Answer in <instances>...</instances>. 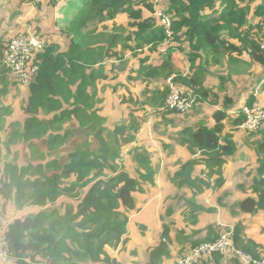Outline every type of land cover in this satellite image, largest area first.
I'll return each instance as SVG.
<instances>
[{
    "label": "trees",
    "instance_id": "1",
    "mask_svg": "<svg viewBox=\"0 0 264 264\" xmlns=\"http://www.w3.org/2000/svg\"><path fill=\"white\" fill-rule=\"evenodd\" d=\"M47 1L53 6L61 0ZM63 1L60 31L68 40L67 48L62 50L57 43L46 41L43 51L38 53L41 68L30 86L24 128L18 133L30 155H24L22 164L17 160L5 162L0 173L3 210L9 201L18 208H39L38 212L8 224V256L16 264H113L107 248L118 250L121 245L119 249L123 250L129 214L136 209L133 193L140 190L139 180L118 164L122 148L135 141L141 128L142 121L135 114L137 107L151 103L165 108L169 86L164 82L173 74L174 81L188 86L201 104L207 100L217 102L218 93L205 85L209 67L220 64L234 52L247 53L264 68L261 39L249 33L254 28L262 30L259 23L252 25L250 14L264 22V0L254 7L251 4L257 0H165L173 31L167 44V33L153 16L154 0ZM36 3L40 6L42 1ZM119 15H126L129 20L126 35L116 30ZM108 22H113V31L101 28ZM7 43L0 37V51ZM120 43L134 56L146 48L158 51L165 44L159 63L144 57L137 70L141 79L162 82L151 95L146 90L147 98L143 101L131 95L124 98V103L135 107L125 121L107 131L100 118L96 121L88 115L84 105L87 101L74 87L85 79L89 69L117 56ZM175 50L184 53L190 63L188 73L174 68ZM15 85L10 70L0 64V101L8 97ZM66 105L70 108H64ZM231 108L227 99L222 108L213 112L214 126L201 124L180 132L192 155L200 157L190 159L176 172L173 181L177 186L188 185L200 194L206 188L217 189L224 184V165L238 148L233 132L245 119L241 111L231 117ZM50 113L54 116L45 118ZM73 118L79 120V128L73 129L75 126L69 124L64 135L58 133ZM254 133L258 135V159L248 185L251 194L238 204L241 212L252 216L264 212V128ZM135 158L149 171L140 177L150 178L153 168L148 153H137ZM200 162L207 167V180L193 177L194 166ZM62 197L69 201L58 203ZM216 228L210 227L214 237L207 241L219 237ZM235 239L239 247L258 257L252 252V242L240 245L236 233ZM193 243H188L181 255ZM170 256V248L163 241L154 247L148 264H163Z\"/></svg>",
    "mask_w": 264,
    "mask_h": 264
},
{
    "label": "crops",
    "instance_id": "2",
    "mask_svg": "<svg viewBox=\"0 0 264 264\" xmlns=\"http://www.w3.org/2000/svg\"><path fill=\"white\" fill-rule=\"evenodd\" d=\"M15 1L17 0H14L13 2ZM19 1L21 2V7L18 9L14 7L7 17L3 9L2 19L0 20V37H3L7 42L16 35H30L40 31V25L37 22L32 23L31 20L33 18L32 12L34 9L35 12H37V8H41L42 4L38 6L37 3L30 2V0ZM258 1L259 0L253 3L252 7H254ZM9 2L6 4L9 5ZM63 4L64 1L61 0L57 5L50 6V9L55 11V22L59 25V31L61 19L64 20V14L60 11V6ZM164 4L163 6L157 4L155 5V8H165ZM46 5L47 7L49 6V4ZM122 16L125 17L128 27L129 20L126 15H119L115 21L116 25L119 22V18ZM153 16L160 24V19L155 16L154 13ZM250 18L254 25L259 21V19L252 17V13L250 14ZM20 19H22L21 22L19 21ZM6 21L9 26H5ZM101 28H107L109 31H113V22L105 23ZM62 34L65 36L64 33ZM253 36L255 37V35ZM65 39L66 42L64 45H62L60 41H55L53 43H57L60 45L61 49L64 50L68 45L66 36ZM231 41L239 44L237 39H232ZM120 45L122 46L120 43L116 48L118 51L117 56L106 59L102 64L97 65L94 69L88 70L87 76L85 77L86 80H84V84L86 89H88V92L83 94V97L90 99L96 94L106 98V101H108L106 90L102 88L100 82L109 83V79H112L113 82H115L113 86L115 91L117 90V85H119V89L121 87L127 88L129 92L125 95L129 97V93L131 92V97L140 101L144 99H140L138 96L133 95L135 90L133 83H136L139 80L146 84L143 91H141L142 95L145 94L146 90H149V95H151L153 89L160 85L162 81H157L156 79H141L137 77V70L139 69L140 59L144 57H149L150 62L155 64L159 63L160 54L165 50L166 45L164 44L161 46L158 51H150L146 48L144 52L135 56L136 58L133 59H136L137 61L134 65H131V68L126 71V73H124V80H121L120 76L117 74H115L114 78L109 76V71L116 70L114 67L110 68L107 66L110 59H115L119 56ZM185 49L188 50V47L185 46ZM224 58L225 59L220 64L209 67L210 75L208 76L205 85L216 94L218 93L219 97L217 102L207 100L202 103V106L205 107L204 116L196 119H184L182 116L188 113H179L175 111L179 115L172 114L175 112L161 111L164 110V108L151 103L145 104L142 108L137 107L135 114L142 121L141 128L136 133L135 141L122 148V154L118 164L121 168L128 171L132 177L139 180L140 190L133 193L136 209L132 210L129 214L126 235L127 242L124 245L123 250L119 249L121 245L118 250L107 248L108 253L113 259V264H148L154 247H157L163 241L167 243L171 251V256L166 259L163 264H176L183 248L186 247L188 243L194 242L193 244L197 245L209 242L207 240L214 237V234L210 233V227L215 229V226H217L219 222L233 227L240 245H247L249 242H252L254 244L251 245L252 252L257 256L264 255V212L252 216L241 212L238 208L239 202L251 194V191L248 189V185L251 179L250 176L255 173V169L257 167L258 155L255 150V139H257L258 135L255 139L249 135L250 139L246 141V137L244 136L245 134L255 133L247 132L239 129V127L234 130L233 139L238 148L234 155L228 157V161L224 165L223 177L225 182L220 188H206L202 193L195 194L192 187L188 185L177 186L173 181L176 172L180 170L183 164L192 158L200 157V154H196V156L192 155L186 144L182 142L180 132L186 127H196L201 124H205L209 127L214 126L215 120L213 119V112L216 109L222 108L227 99L228 104L232 106L229 110V114L231 117H235L243 105L253 101V94L256 87L264 89V68L252 61L247 53L238 55L234 52L230 54V56L226 55ZM173 61L176 71L183 74L190 71V63L187 61L184 53L180 50L174 51ZM226 68H228V72H225ZM101 70L107 71L98 77V75L103 72ZM251 71H254L255 74L251 75ZM92 73H94L98 79L97 77L96 80L93 79L91 77ZM174 77L176 79L175 74L170 76L174 84L184 90H189L188 86L178 81H174ZM11 78L15 81L12 74ZM16 84L21 89L28 90L26 97L27 101L30 87L21 85L18 82H16ZM164 84H168V79L164 82ZM17 86L15 85L14 88H17ZM76 87H74V91H77ZM124 98L125 97L122 96L119 102L122 106H124V110L126 109V118H128L131 109L135 106L124 103ZM260 98H262V96ZM67 107L69 106L66 105L64 108ZM145 109L158 110V112L155 113L157 116L156 119L166 117L164 121L167 127L163 136L160 137L157 131H153L150 127L146 126L149 122V115L147 114V117H144L145 114L148 113L145 112ZM140 112L142 114H140ZM50 115L54 116V113L47 114L45 118H48ZM168 115H174L175 117H170ZM121 121L122 120L114 122L112 127H105V125H103L107 131H113L115 125ZM68 124L75 126L73 129L79 128L77 126L79 125V120L76 118H73ZM14 136L18 135L14 134ZM165 136L166 140L164 141ZM169 137L173 141H167ZM16 140L19 141V136L16 137ZM6 141L7 144L13 143V138L10 137ZM3 148L6 150V146ZM27 148L28 146L25 144H22L20 149L19 147L15 148L16 151L19 149L18 158H15L14 156V158L4 159L5 161L0 162V173L2 171L3 164L7 161L17 160L22 164L24 155H30V150ZM143 151L148 153L153 168V170L150 171V178L148 179H142L140 177L141 174H147L149 171H146L145 168L141 166L137 158H135L137 153ZM123 154L126 155L125 158L128 160V163L126 161L124 162L126 166L121 163ZM131 160H133L135 168L129 170L128 164H131ZM207 171L205 163H197L193 169V177H200L207 180ZM67 200L68 199L65 197H62L58 203L65 202ZM2 205L3 200L0 199V229L6 228L15 218H20L26 214L36 213L39 211L38 207L18 208L13 201H9L4 210ZM248 230L255 231V236H250ZM234 240L236 243L235 238ZM213 256L212 260L204 259L199 264H233L232 262H234V264H243V262L237 258H225L218 253H215ZM232 259L235 260L231 262ZM0 264H16V260L7 261L0 258Z\"/></svg>",
    "mask_w": 264,
    "mask_h": 264
},
{
    "label": "rangeland",
    "instance_id": "3",
    "mask_svg": "<svg viewBox=\"0 0 264 264\" xmlns=\"http://www.w3.org/2000/svg\"><path fill=\"white\" fill-rule=\"evenodd\" d=\"M13 1L14 0H0V20L2 19L3 9H4L6 17H7L11 13V11L14 7L16 9L21 7V2L19 0L15 1V2H13ZM7 2H9L10 4L9 5L6 4ZM30 2L36 3V2H34V0H30ZM46 4H48L47 0H43L42 1V7L39 9L37 8V12H35V9H34V11L32 12L33 18L31 21H32V23L37 22L40 25V31H38L37 34H39L46 41H48V42L49 41L50 42L60 41L61 44L64 45V43L66 42V39H65V36L61 33L62 31L61 32L59 31V28H58L59 25L55 22V20H56L55 14H54L55 11H52L50 9V6L47 7ZM166 4H167V1H166ZM252 5H253V3L251 4V7H252ZM24 7H27V6H24ZM25 11H28V10H25ZM145 16H147V14H145ZM19 21L21 22L22 19H20ZM61 22H63V19H61ZM258 23L260 24V27L262 28V30H259L258 28H256V31H255V28H254L253 30L249 31V33L251 35H255V37L258 39H262L263 38L262 36L264 35V22L259 20ZM6 25L9 26L7 21H6L5 26ZM252 25H254V24L252 23ZM116 30L118 32H120L121 35H126L129 32L128 27H127V21H126L124 16L119 18V22L116 25ZM119 48H120L119 56L115 59H110L107 66H109L110 68L114 67V69L116 70V71H114V70L109 71V76H112L114 78L115 74H117L118 76H120L121 80H124L125 79L124 73H126V71H128L131 68V65H134L137 60L133 59L136 57L130 51H128L124 48V44H122V46L120 45ZM101 71H103V70H101ZM106 71L107 70H104L102 72V74L98 75V77L100 75H103ZM225 72H228V68H226ZM121 73H122V76H121ZM89 74H91V73H89ZM253 74H255L254 71H251V75H253ZM263 76H264V74H263ZM91 77L96 80L97 76L94 73H92ZM98 77H97V79H98ZM84 80H86V78ZM84 80L78 84V86L76 87V90L79 93L80 97L83 99V101H87L84 105L87 107L86 112L88 113V115L92 119H95L96 121L101 120L102 124H104L105 127H112L114 122H117L120 120L125 121L127 119L126 118L127 117L126 109L124 110V106H122L119 102L121 100L122 96H124L125 98L128 97L127 95H125L126 93L129 92L127 90V88L121 87L119 89L118 88L119 85H117L116 86L117 90L115 91L114 87H113L115 82H113L112 79H109V83L100 82V85L102 86V88H104L106 90L108 101H106V98L101 97L100 95H96V94L94 95L93 98L88 99V98L83 97V94L88 92V89H86V86L84 84ZM116 83H119V82H116ZM133 85H134V89H135L133 92V95L138 96L140 99L145 100L146 95L145 94L142 95L141 91H143L146 84L144 82H141L138 80V82L133 83ZM27 91L28 90H23L17 86V88H14L10 92V94L8 95V97L6 99H2L0 101V109H1L0 113H4V114H2V117H0V162L5 161L4 159L14 158V156H15V158H18L20 146H22V144L23 145L25 144L23 141H20V140H19L20 142L17 141L16 137H18V136H14V134L18 135V133L24 128V120H25L24 109L26 106L25 104H27L26 103L27 102L26 101ZM129 94L131 95V92ZM146 98H147V96H146ZM204 108L205 107H203L202 104L200 103L196 108H194L193 111H191L188 114H185L184 116H182V118H184V119H192V118L196 119V118H199L201 116H204L205 115V109ZM149 110L150 109H148V110L145 109V112H148V113H146L144 117H147V114L149 115V122L147 123L146 126L150 127L153 131H157L159 133V136L161 137V136H163V133L167 127L165 125V121H164L166 119V117L156 119L157 116L155 113L158 112V110L152 109V110H150V112H149ZM161 111L170 112L171 110H169L168 108H164V110H161ZM172 112H175V111H172ZM140 114H142V113L140 112ZM172 114H178V113L175 112ZM42 116H44V114H42ZM168 116L175 117L174 115H168ZM52 117H53V115L48 116V118H52ZM99 118H100V120H99ZM174 119H177V118H174ZM77 126L79 127L80 123ZM68 128H70L69 124L64 123L62 125V129L58 133H60L61 135H64L66 132V129H68ZM249 135L254 137V139L257 136L256 134H245L244 136L246 137V141H248L250 139ZM10 137L13 138V143L7 144L6 140ZM165 140H166V136L164 137V141ZM167 141H173V140H171V138L169 137L167 139ZM5 146H6V150L3 148ZM17 147H19V149L16 151L15 148H17ZM125 157H126V155L123 154V157L121 159L122 164H125L124 163L125 161L128 163V160H126ZM125 166H126V164H125ZM128 168H129V170L135 168V164H134L133 160H131L130 165L128 164ZM216 227L217 226H215V228ZM217 228H216V230H217ZM219 233H220V229H219ZM249 235L252 237L255 236V231H253V230L249 231ZM234 238H235V234H234ZM237 247H239V245H237ZM239 248L242 249L241 247H239ZM243 251H245V250H243ZM253 257H255V256H253ZM255 258H257L259 260H263L264 255H260V256L255 257ZM234 260L235 259H232L231 262ZM232 263L234 264V262H232Z\"/></svg>",
    "mask_w": 264,
    "mask_h": 264
},
{
    "label": "built area",
    "instance_id": "4",
    "mask_svg": "<svg viewBox=\"0 0 264 264\" xmlns=\"http://www.w3.org/2000/svg\"><path fill=\"white\" fill-rule=\"evenodd\" d=\"M43 0H34L41 2ZM165 0H154V14L160 19L167 33L166 44L172 39V21L166 14L165 8L156 9L155 5L163 6ZM46 40L39 34L16 35L0 51V64L7 67L16 82L30 87L36 81L40 72V59L38 53L43 51ZM261 48L264 52V36L261 39ZM169 94L166 98L165 107L179 113H189L200 102L197 95L190 90H184L168 79ZM253 101L242 106L240 111L245 116L244 121L238 126L247 132H256L264 128V89L256 87ZM262 96V98H260ZM238 113V112H237ZM220 228H219V227ZM219 237L214 241L204 242L197 245H189L188 250L179 257L176 264H199L204 259H213L215 253L225 258H237L243 264H264V259L259 260L250 253L237 247L234 240V229L224 223H218ZM6 228L0 229V258L7 261H15L8 256Z\"/></svg>",
    "mask_w": 264,
    "mask_h": 264
}]
</instances>
